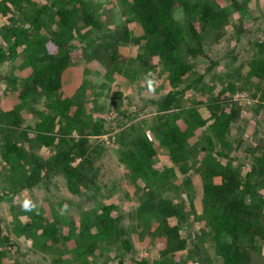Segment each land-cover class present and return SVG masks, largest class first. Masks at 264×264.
Instances as JSON below:
<instances>
[{
  "label": "trees",
  "instance_id": "1",
  "mask_svg": "<svg viewBox=\"0 0 264 264\" xmlns=\"http://www.w3.org/2000/svg\"><path fill=\"white\" fill-rule=\"evenodd\" d=\"M90 1L0 0V19L15 8L24 10L21 23L7 18L0 28V66L12 67L5 87L11 106H0V203L14 206L23 191L49 189L54 178L74 195L89 198L90 188L103 189L99 160L108 146L93 136L109 132L112 121L97 114L105 111L96 105L99 91L89 101L79 99L76 87L87 82L83 75V82L64 80L72 65L86 73L92 61L106 67L103 86L110 89L116 117L141 116L150 107L155 112L123 128L117 147L131 180L140 183L142 198L129 223L113 197L96 200L78 222L57 212L45 216L37 206L26 211L28 218L13 211L11 231L0 223V264H9L11 250L19 252L14 264H21L24 254L13 233L36 252L52 255L51 264H215L214 259L216 264H264V140L249 146L250 159L244 161L231 155L235 139L230 137L245 111L261 125L248 138L264 136V37L254 44L247 70L254 82L248 89L253 103L230 98L235 82L203 84L219 59L236 48L216 56L207 40L223 38L234 10L245 19L252 0H120V21L105 32L107 13ZM243 23L234 33L237 43ZM92 37L91 46L85 45ZM134 81L139 82V106L123 86ZM150 82L170 87L147 96L142 91ZM195 91L206 95L182 104ZM148 119L153 120L150 129ZM239 131L242 141L245 129ZM161 149L168 164H157ZM194 177L201 178L198 192L184 188ZM207 239L214 243L213 255L203 243ZM139 247L154 255L129 258Z\"/></svg>",
  "mask_w": 264,
  "mask_h": 264
},
{
  "label": "rangeland",
  "instance_id": "2",
  "mask_svg": "<svg viewBox=\"0 0 264 264\" xmlns=\"http://www.w3.org/2000/svg\"><path fill=\"white\" fill-rule=\"evenodd\" d=\"M36 2L43 1V0H34ZM90 1V0H86ZM120 0H91L90 2L92 4H95L98 6L99 13H107L102 31L105 32L109 29L108 27L113 28L118 24L120 21L121 16V8L119 6ZM53 2V0H52ZM23 5L27 7V1H22ZM248 15L245 19L240 18L239 12L234 10L233 13L230 15L231 23L230 27L225 28L223 34V38L219 42H208V50L211 54H214L216 56H222L224 52L228 50L231 46H236L235 51L230 54L229 56H226L225 58L221 57L219 59L220 64L215 68L214 72H210V74L204 79L203 84L209 85L212 80H214L217 85L221 83V86H229L230 83L235 82L237 85H235L234 89L232 90V93H229L230 98L232 99H239L247 101L248 103H253L252 99L248 98V92L251 91L248 90L250 87H252V84H254L252 79H249L247 77V70L249 69V63L250 60L253 57L254 53V44L256 41L262 37H264V0H252L248 4ZM24 10H19L15 8V11L9 12L8 14H4L1 16L0 19V28L4 25L6 22V19L13 20L12 22L14 24H19L24 19ZM176 17L180 18L182 15L181 9L177 8L175 11ZM245 22V25L244 23ZM52 27L55 25L54 21L51 22ZM240 23H243L244 28L242 27V30L239 34V42L237 43L236 40H234V33ZM241 27V26H240ZM136 29V28H135ZM138 34V32H137ZM236 38V37H235ZM214 40V39H213ZM95 41V38L92 37L89 39V42L85 45L91 46V42ZM132 48V46H130ZM191 63L195 65V69L202 70L203 65L201 63H198V61L195 60V58L191 57ZM88 69L87 72H83V68L81 65H72L64 74V80L66 83H73L72 81H87L85 84L81 86H77L76 89L80 93L79 99L89 101V96H94L95 92L98 94V91L100 94L97 96V104L98 106L105 107L102 113L97 114H103L108 117V120L112 121L109 123L110 128L109 132L93 136L94 139H97L99 141H102V143H106L108 146L107 149H105L103 152L108 151V154L104 155L99 162H101L100 171L103 172V178L100 179V183L103 186V189H97L96 187H92L88 190V193L92 194L91 199H89L87 196L84 195H74L70 194L62 179L60 178H54L53 182L49 189H32L28 191H23L22 194L19 195L18 199L15 201L14 206L10 205L9 203L2 202L0 203V223L1 225L7 230L11 231V223H12V213L13 211L17 213V215L24 217H27L26 211L23 210L22 205L25 200H30L32 203H34L38 210L45 214V216L52 217V214L54 212H57L58 215H63L70 217L73 216L74 218L80 217V215H83V210L89 209L91 206H94L96 204V200H107L111 197L115 199V201H118L120 206V214H124L125 217V223H129L130 219L132 218V215L135 214L134 209L138 206L139 201L141 200V189L137 183L132 181V177L129 176L128 170L125 167V165L119 160L118 154V146L119 144L122 146L121 141L123 137H119L120 133L122 132L123 128L127 127L130 128V126L135 123L138 120H141L144 117L152 118V116L155 115V112L151 110V107L148 111H143L141 113V116H132L129 117H123V115H120L119 117H116L117 111L113 110V104L111 103V95H110V89L108 87L103 86L104 84L108 83L107 78L105 77V69L106 67L101 62H87ZM16 67V66H15ZM12 72V67L8 68L7 66H0V106L2 110L8 109L11 106V98L9 97L10 94H8V91L6 90V83L8 82V79L6 78V75H10ZM14 73L15 72L14 70ZM219 74L218 77L215 79L213 76L215 74ZM80 75H83V77L80 80ZM239 75V77L236 78V76ZM19 77V75H17ZM10 77V76H9ZM8 77V78H9ZM120 78L117 77L116 82H122L119 80ZM220 79V80H219ZM83 80V81H82ZM146 82V79H142L140 83L144 84ZM113 86H115L116 83H111ZM141 84V85H142ZM79 85V84H78ZM149 84H146V91H142V93H145L148 95H159L162 91H166L170 85L165 84L162 85L161 83H153L151 84V89L148 87ZM124 87L127 88V92L131 93V100H134V103L139 106V103H137V99L140 94L139 90V82L134 81L130 84H123ZM125 88V89H126ZM198 89V88H196ZM85 95V96H83ZM206 93H201L199 91H195V95H191V99H188L187 97L182 99V104H190L192 103L193 99H196L198 102L202 100V97ZM83 96V97H82ZM109 110V111H108ZM256 117L253 116V113L251 111H245L241 113V116L239 118V121L234 123V127L232 128L230 137L235 139L233 143V151L231 152L232 156L238 155L240 158L244 161L250 159V145H253V147L256 145V142H258L260 139L264 140V136H261L260 134H254V138L256 140H250L248 138V135L250 136V132L253 131L254 127H261L259 123H256ZM153 120L148 119L149 124H147L146 128L150 129ZM255 121V122H254ZM260 122V121H259ZM239 128L245 129L244 138L242 141H240L241 132L239 131ZM150 132V133H149ZM150 134L152 136V140L155 139L153 132L149 131L147 134ZM149 135V136H150ZM258 136V137H255ZM260 136V137H259ZM126 143L129 142V140H125ZM157 144V143H156ZM166 150L161 149V152L158 154V165L168 164L169 163V157L166 155ZM249 152V153H248ZM1 160V156H0ZM98 162V163H99ZM97 163V165H98ZM183 177H187L183 175ZM190 185H186L185 187H192L195 192H198L201 188V178L200 177H194L190 180ZM113 187L114 190L111 188ZM187 190V189H185ZM87 191V190H86ZM90 203V204H88ZM196 203H198V199H196ZM67 214V215H66ZM72 218V217H71ZM74 218H72L74 220ZM72 220V221H73ZM78 222V220H77ZM196 227L199 225H202L201 222L195 223ZM13 236H15V239H17V242L19 241L20 250L24 255H20L19 261L21 264L25 263L28 259V264H51L52 263V255L50 254H44L41 251H35L33 247H31V244H28L25 240H19L17 238V234L13 233ZM135 240L139 243L137 239V234L134 233ZM204 245L208 249L209 253L212 255L214 254L213 246L214 243L211 240H205L203 241ZM70 246H73V244H70ZM141 246V245H140ZM95 255H98L102 259L105 257V254H103V251L100 249H95ZM132 254L137 256H152L154 255L153 251H148L145 248H137L136 252H132L129 254V258H131ZM19 255L18 251H12L9 254V257L11 259H8L6 262L9 264H14V261L17 260V257ZM72 254L69 253L68 256H71ZM129 264V260L127 261ZM214 263L216 264V259H214ZM92 264L94 262L92 261ZM110 264H116L115 260H112Z\"/></svg>",
  "mask_w": 264,
  "mask_h": 264
},
{
  "label": "clouds",
  "instance_id": "3",
  "mask_svg": "<svg viewBox=\"0 0 264 264\" xmlns=\"http://www.w3.org/2000/svg\"><path fill=\"white\" fill-rule=\"evenodd\" d=\"M150 89H151V82H150ZM22 208L24 211H33L34 209H36V205L32 203V201L30 200H25L23 202Z\"/></svg>",
  "mask_w": 264,
  "mask_h": 264
}]
</instances>
